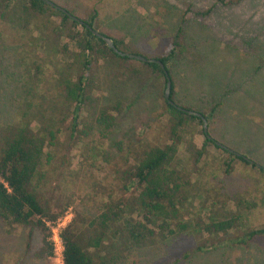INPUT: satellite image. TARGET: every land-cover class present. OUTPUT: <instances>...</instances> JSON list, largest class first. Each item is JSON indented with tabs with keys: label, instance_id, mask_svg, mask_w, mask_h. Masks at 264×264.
Listing matches in <instances>:
<instances>
[{
	"label": "rangeland",
	"instance_id": "1",
	"mask_svg": "<svg viewBox=\"0 0 264 264\" xmlns=\"http://www.w3.org/2000/svg\"><path fill=\"white\" fill-rule=\"evenodd\" d=\"M49 1L69 9L79 19L88 20L96 11L93 23L98 32L124 38L138 52L149 56L161 53L177 27L182 26L191 54L171 67L176 103L199 113L212 110L207 135L258 166L253 170L234 162L233 171L226 175L222 154L208 145L203 171L206 186L254 203L244 224L248 229L264 225V177L257 171L264 168V0H243L236 5L217 3L205 19L186 14L187 9L204 10L217 0ZM8 20L15 21L13 16ZM9 21L0 17V129L20 121L28 110V115L37 111L41 104L43 114L46 111L49 116L51 100L56 102L51 87L53 66H42L38 74L32 65L34 56H45L33 45L40 37L35 25L39 29L41 26L33 22L25 32ZM196 55L203 58L201 63H192ZM33 74L38 75V80L31 81ZM106 74L101 68L93 70L98 84ZM160 94L155 76L143 82L107 76V82L101 84L97 93L100 103L119 101L123 109L115 115L105 138L96 133L94 119L84 109L79 129L90 133L70 151L65 148L68 131L64 128L69 126L72 116L65 113L58 141L47 149L50 159H44L34 181L43 200L49 206L68 203L66 210L72 212L73 218L75 211L78 213L81 229L96 219L103 203L109 200L110 191L113 199L120 197L117 173L134 163L135 154L164 142L166 114ZM29 103H33L31 109H27ZM54 117L62 118L58 113ZM88 125H92L93 132ZM186 140L200 149L205 137L195 130ZM179 162L192 166L183 148ZM29 232L32 239L28 251ZM116 244L113 264H264V237L246 247L223 245L204 253L194 250L196 239L190 233L139 249L121 251L119 241ZM41 246L40 231L21 226L10 228L0 221V264H54L52 258H35Z\"/></svg>",
	"mask_w": 264,
	"mask_h": 264
},
{
	"label": "trees",
	"instance_id": "2",
	"mask_svg": "<svg viewBox=\"0 0 264 264\" xmlns=\"http://www.w3.org/2000/svg\"><path fill=\"white\" fill-rule=\"evenodd\" d=\"M13 1L0 0V17L9 21V16H13L15 21L9 22L25 32L30 30L33 22L39 24L41 29L37 25L35 28L40 37L33 45L37 52L45 56H34L32 65L38 74L41 67L47 64L54 68L51 87L56 102L51 100L49 109L52 113L47 116L44 111L43 114L44 105L41 104L37 111L28 115V110L20 121L0 129V221L10 228L21 226L40 231L42 246L35 254L36 259L48 261L54 256L48 223L63 216L69 204L49 206L38 193L34 181L40 174L44 159H50L47 149L56 145L65 113L72 116L71 123L64 128L68 131L64 137L67 151L80 144L90 133L79 129L84 109L91 113L96 133L105 138L110 132L115 115L122 111L123 105L119 101L100 103L97 93L101 84L107 82V76L138 82L157 77L166 114V136L163 143L135 154L134 163L117 173L116 189L120 197L113 199V191H110L109 200L101 206V213L84 229L78 226L79 215L75 211L72 222L61 233L63 264H113L116 241H119L118 249L123 251L155 246L172 236L190 233L196 239L194 250L204 253L223 245L246 247L264 237V225L248 229L244 224L254 203L236 197L237 194H221L206 186L203 171L208 145L222 154L226 175L233 171L234 162L251 166L253 170L257 166L246 161L244 156L217 146L214 140H208L201 118L187 114L185 111L192 110L176 103L171 67L177 60L191 54L181 25L169 39L167 47L154 56L138 52L124 38H113L99 32L110 38L120 52L140 55L163 64L171 81L169 99L174 103L171 105L164 96L166 76L158 64L118 56L87 28L89 26L97 31L93 23L96 11L88 20L78 18L84 23L80 24L67 13L40 0H18L15 4ZM242 1L217 0L212 7L204 10L188 8L186 14L205 19L212 14L217 3L236 5ZM62 9L76 17L69 9ZM202 60L196 55L192 63H201ZM100 68L107 74L98 84L93 70ZM33 79L38 80V75L33 74L31 81ZM27 106L31 109L33 103ZM55 113L62 118L55 119ZM200 114L209 125L212 110ZM91 126L88 125V130L93 132ZM195 130L205 137L200 149L191 140H186ZM181 148L188 155V161L192 162L191 168L180 164ZM257 171L264 177V168ZM31 239L32 233L29 232L28 251ZM119 258L122 259L121 255Z\"/></svg>",
	"mask_w": 264,
	"mask_h": 264
},
{
	"label": "water",
	"instance_id": "3",
	"mask_svg": "<svg viewBox=\"0 0 264 264\" xmlns=\"http://www.w3.org/2000/svg\"><path fill=\"white\" fill-rule=\"evenodd\" d=\"M44 3H46L47 5H49L50 7H53L55 9H58L64 13H67V15H69L74 21L80 23V24H84L82 21H80L77 17H74L72 15H70L68 12H66L64 9H62L61 7L55 5L53 2L49 1V0H40ZM88 29H90L91 33L102 39L106 45L115 53L117 54L118 56L120 57H128L129 59L131 60H136V61H139V62H142V63H156L160 66V68L163 70L165 76H166V88H165V99L168 101L169 104L171 105H174V103L172 101H170V90H171V81H170V78L168 77V74L166 72V69L165 67L163 66V64L160 62V61H157V60H154V59H147L143 56H140V55H135V54H126V53H123V52H120L114 45L113 41L108 38V37H105L104 35L100 34L99 32L95 31L93 28H90L89 26H87ZM179 110H182V111H185L181 108H178ZM187 114L189 115H192V116H196L198 118H201L202 120V123H203V132L207 135V121L205 120V118L202 117V115L200 113H197V112H194V111H185ZM207 139L208 140H211V137L209 135H207ZM217 146H220L221 148L223 149H226L228 150L230 153H234L233 151L227 149L226 147L222 146L221 144L219 143H216ZM236 154L237 156H240L239 154L237 153H234ZM246 161H249L247 160L246 158H244ZM250 162V161H249ZM251 163V162H250ZM258 167V166H257Z\"/></svg>",
	"mask_w": 264,
	"mask_h": 264
},
{
	"label": "built area",
	"instance_id": "4",
	"mask_svg": "<svg viewBox=\"0 0 264 264\" xmlns=\"http://www.w3.org/2000/svg\"><path fill=\"white\" fill-rule=\"evenodd\" d=\"M73 214L67 209L63 216L60 217L57 221L53 223H48V226L51 229V242L54 248V256L52 259L54 260V264H63V241L61 238L62 231L72 222Z\"/></svg>",
	"mask_w": 264,
	"mask_h": 264
}]
</instances>
